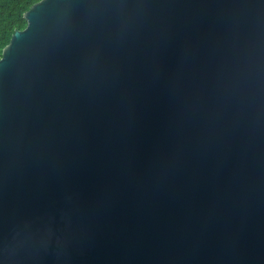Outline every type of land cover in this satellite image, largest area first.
<instances>
[{
  "label": "water",
  "instance_id": "95a60500",
  "mask_svg": "<svg viewBox=\"0 0 264 264\" xmlns=\"http://www.w3.org/2000/svg\"><path fill=\"white\" fill-rule=\"evenodd\" d=\"M0 59V264H264V0H41Z\"/></svg>",
  "mask_w": 264,
  "mask_h": 264
},
{
  "label": "trees",
  "instance_id": "16d2710c",
  "mask_svg": "<svg viewBox=\"0 0 264 264\" xmlns=\"http://www.w3.org/2000/svg\"><path fill=\"white\" fill-rule=\"evenodd\" d=\"M41 0H0V59L16 31L24 30V15Z\"/></svg>",
  "mask_w": 264,
  "mask_h": 264
}]
</instances>
